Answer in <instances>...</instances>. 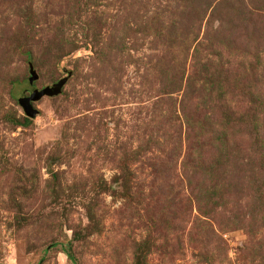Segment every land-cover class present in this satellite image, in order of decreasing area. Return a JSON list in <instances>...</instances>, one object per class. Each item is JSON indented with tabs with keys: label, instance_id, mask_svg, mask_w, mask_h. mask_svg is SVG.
I'll return each mask as SVG.
<instances>
[{
	"label": "rangeland",
	"instance_id": "374dc122",
	"mask_svg": "<svg viewBox=\"0 0 264 264\" xmlns=\"http://www.w3.org/2000/svg\"><path fill=\"white\" fill-rule=\"evenodd\" d=\"M0 264H264V0H0Z\"/></svg>",
	"mask_w": 264,
	"mask_h": 264
},
{
	"label": "water",
	"instance_id": "95a60500",
	"mask_svg": "<svg viewBox=\"0 0 264 264\" xmlns=\"http://www.w3.org/2000/svg\"><path fill=\"white\" fill-rule=\"evenodd\" d=\"M30 77H29V82L33 83L35 80L38 79L39 75L36 72V70L34 69L33 65L30 64ZM70 75V73H69ZM68 80V76H64L62 78H60L57 82H55L52 85H47L43 88H34L29 95L27 96H23L22 97V104L23 107L25 109V111L27 112V114H29L30 116H34L36 111L33 108L31 102L35 101L39 98H41L43 95L47 94V95H55L61 92L63 85L67 82Z\"/></svg>",
	"mask_w": 264,
	"mask_h": 264
}]
</instances>
